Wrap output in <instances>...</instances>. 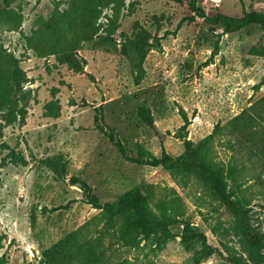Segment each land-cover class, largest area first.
<instances>
[{"label":"rangeland","instance_id":"374dc122","mask_svg":"<svg viewBox=\"0 0 264 264\" xmlns=\"http://www.w3.org/2000/svg\"><path fill=\"white\" fill-rule=\"evenodd\" d=\"M191 1L0 0V264H251L203 172L182 164L185 142L219 126L213 157L236 169L264 241L263 109L261 142L229 131L264 97V29L225 33ZM197 5L264 13V0ZM165 157L172 168L155 165Z\"/></svg>","mask_w":264,"mask_h":264},{"label":"trees","instance_id":"16d2710c","mask_svg":"<svg viewBox=\"0 0 264 264\" xmlns=\"http://www.w3.org/2000/svg\"><path fill=\"white\" fill-rule=\"evenodd\" d=\"M191 9L200 18H204L212 24L220 25L225 33L239 31L242 28L251 25L258 24L264 29V13L252 12L244 17H231L223 14H216L214 16H208L205 10L197 5V0L191 1ZM264 84V79L255 87L259 89ZM259 107L264 111V97L258 100L249 110H245L238 116L233 118L229 124V131L232 134H237L241 138H245L248 142L254 144L255 140H260L263 136V132L256 129V126H260L258 118H263L259 112L255 111ZM250 110H254L255 114L250 113ZM187 120V117H184ZM221 132L219 126L215 127L213 132L208 135L202 144L198 147H191L188 141L186 145V155L189 157L190 162L182 164L187 170H191L193 166L198 167L203 172V184L210 190L214 199L223 204L233 219L239 225L241 232L248 243V252L251 264H263L264 263V241L262 237L257 233V230L252 226L248 217V202L238 192L239 187L234 185L238 181V174L232 164H224L216 161L212 154V145L215 137ZM170 160L165 157L161 160H156L155 165H163L168 168H172ZM73 185L78 184L85 193V196L90 204L95 208L103 209L107 212H111L114 216H117L119 210L113 211V205L106 204L101 206L98 198L92 194L91 187L83 181H79L78 178L72 180ZM236 186V188H235ZM237 264H242L240 261H236Z\"/></svg>","mask_w":264,"mask_h":264}]
</instances>
